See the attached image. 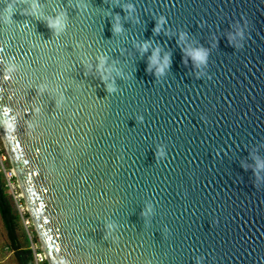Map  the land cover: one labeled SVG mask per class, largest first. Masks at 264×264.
Listing matches in <instances>:
<instances>
[{
	"label": "water",
	"instance_id": "95a60500",
	"mask_svg": "<svg viewBox=\"0 0 264 264\" xmlns=\"http://www.w3.org/2000/svg\"><path fill=\"white\" fill-rule=\"evenodd\" d=\"M8 4L0 136L47 263L264 264V0Z\"/></svg>",
	"mask_w": 264,
	"mask_h": 264
},
{
	"label": "built area",
	"instance_id": "2783aa9c",
	"mask_svg": "<svg viewBox=\"0 0 264 264\" xmlns=\"http://www.w3.org/2000/svg\"><path fill=\"white\" fill-rule=\"evenodd\" d=\"M0 175L7 195L10 197L19 224L26 239V246L31 251V264H48L45 253L37 240L32 220L28 214L27 205L23 199L22 191L15 177V171L10 165L7 153L0 136Z\"/></svg>",
	"mask_w": 264,
	"mask_h": 264
},
{
	"label": "trees",
	"instance_id": "16d2710c",
	"mask_svg": "<svg viewBox=\"0 0 264 264\" xmlns=\"http://www.w3.org/2000/svg\"><path fill=\"white\" fill-rule=\"evenodd\" d=\"M0 218L2 220L6 237L8 240V250L12 251V257L16 264H31L32 256L30 249L19 242L18 225L19 221L15 213L12 201L7 195L0 175Z\"/></svg>",
	"mask_w": 264,
	"mask_h": 264
},
{
	"label": "clouds",
	"instance_id": "9594fccd",
	"mask_svg": "<svg viewBox=\"0 0 264 264\" xmlns=\"http://www.w3.org/2000/svg\"><path fill=\"white\" fill-rule=\"evenodd\" d=\"M126 7L131 9L132 5L129 4ZM32 9H33V11H35V9H36L35 3L32 5ZM11 15H12V8H11V5L8 4L3 9H0V23L8 24L10 22ZM162 22H163V17H161L159 19L158 24L162 23ZM45 23L49 29L53 30V32H59L63 27V14H61L60 16H57V17L49 18L45 21ZM113 30L119 31L120 27L118 25H116V26H114ZM154 30H158V25H157V28ZM195 55H196V58L199 60L204 59V55L200 52H197ZM9 60H11V58H9ZM99 63H100V65H103L104 59L100 58ZM151 63H153V64L156 63L155 52H153V55L151 57ZM167 64H168V58H167V56H165L163 61H162V64L156 68V72L157 73L162 72L163 67H166ZM14 68H15V66L13 64L9 63L6 68H3L2 70H0V75H3V78L6 80L9 78L8 73L12 72L14 70ZM108 91H113L112 87H109ZM257 166L259 167V165H257Z\"/></svg>",
	"mask_w": 264,
	"mask_h": 264
},
{
	"label": "rangeland",
	"instance_id": "374dc122",
	"mask_svg": "<svg viewBox=\"0 0 264 264\" xmlns=\"http://www.w3.org/2000/svg\"><path fill=\"white\" fill-rule=\"evenodd\" d=\"M8 244L6 239L5 230L0 220V264H16V261L11 254H8L9 251L5 245Z\"/></svg>",
	"mask_w": 264,
	"mask_h": 264
},
{
	"label": "crops",
	"instance_id": "0c3cea01",
	"mask_svg": "<svg viewBox=\"0 0 264 264\" xmlns=\"http://www.w3.org/2000/svg\"><path fill=\"white\" fill-rule=\"evenodd\" d=\"M0 220H1V218H0ZM1 223H2V220H1ZM2 225H3V223H2ZM3 228H4V226H3ZM5 230V229H4ZM5 234H6V232H5ZM18 238H19V242L22 244V245H25L26 246V239H25V235H24V233H23V230H22V228H21V225H18ZM6 239H7V237H6ZM8 241V240H7ZM6 247H8V244L7 245H5ZM8 249V248H7ZM9 251V250H8ZM8 254H11L10 256H12V251H9V253Z\"/></svg>",
	"mask_w": 264,
	"mask_h": 264
}]
</instances>
